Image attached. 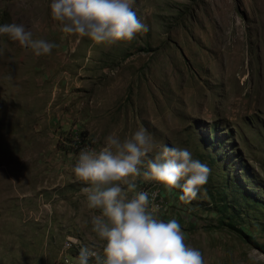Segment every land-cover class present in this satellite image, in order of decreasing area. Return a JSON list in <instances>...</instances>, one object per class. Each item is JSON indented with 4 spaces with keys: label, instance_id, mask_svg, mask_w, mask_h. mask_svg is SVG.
<instances>
[{
    "label": "rangeland",
    "instance_id": "rangeland-1",
    "mask_svg": "<svg viewBox=\"0 0 264 264\" xmlns=\"http://www.w3.org/2000/svg\"><path fill=\"white\" fill-rule=\"evenodd\" d=\"M51 3L0 0V25L57 45L0 35V264H55L69 237L103 248L72 168L141 127L211 169L190 203L137 178L153 214L205 264H264V0H135L148 30L112 45L63 32Z\"/></svg>",
    "mask_w": 264,
    "mask_h": 264
},
{
    "label": "clouds",
    "instance_id": "clouds-1",
    "mask_svg": "<svg viewBox=\"0 0 264 264\" xmlns=\"http://www.w3.org/2000/svg\"><path fill=\"white\" fill-rule=\"evenodd\" d=\"M134 3L135 0H52L50 10L63 32L87 37L97 45H112L131 42L148 30L133 10ZM0 35H7L22 48H30L37 57L50 55L57 47L44 39H33L23 24H2ZM145 161L146 169L142 171ZM72 172L90 185L82 189L87 207L100 212L91 223L92 231L104 242L102 264H205L201 252L186 244L178 221L158 219L150 210L149 193L136 191L135 181L142 177L169 190L181 188V199L186 203L196 199L211 169L194 159L188 149L158 144L141 127L123 140L110 134L98 151L81 150ZM90 257H97V253L81 249L77 262L89 264ZM97 264H101L98 257Z\"/></svg>",
    "mask_w": 264,
    "mask_h": 264
},
{
    "label": "built area",
    "instance_id": "built-area-1",
    "mask_svg": "<svg viewBox=\"0 0 264 264\" xmlns=\"http://www.w3.org/2000/svg\"><path fill=\"white\" fill-rule=\"evenodd\" d=\"M81 249H87L89 251H95L101 264L104 259L103 252L93 248H83L82 243L75 237H69V241L64 245L63 251L55 264H78L77 257L80 254ZM97 257H90L89 264H97Z\"/></svg>",
    "mask_w": 264,
    "mask_h": 264
},
{
    "label": "crops",
    "instance_id": "crops-1",
    "mask_svg": "<svg viewBox=\"0 0 264 264\" xmlns=\"http://www.w3.org/2000/svg\"><path fill=\"white\" fill-rule=\"evenodd\" d=\"M78 237H79V236H78ZM80 238H81L82 240H84V241H87L88 244H85V243H84L85 247H86V245H88L87 248H89V247H90V248H95L94 245H89L90 242H89L88 240H86V239L84 238V236H83V237L80 236ZM95 249H98V250H100L101 252H103V248L96 247Z\"/></svg>",
    "mask_w": 264,
    "mask_h": 264
},
{
    "label": "trees",
    "instance_id": "trees-1",
    "mask_svg": "<svg viewBox=\"0 0 264 264\" xmlns=\"http://www.w3.org/2000/svg\"><path fill=\"white\" fill-rule=\"evenodd\" d=\"M235 187H237L238 188V186L237 185H235V184H233ZM242 192H244V191H242ZM245 197V199H246V196H244ZM235 207V206H234ZM233 221V220H232ZM232 228H233V230H235V231H237V229H236V227H235V225H232ZM237 232H240V231H237Z\"/></svg>",
    "mask_w": 264,
    "mask_h": 264
},
{
    "label": "bare ground",
    "instance_id": "bare-ground-1",
    "mask_svg": "<svg viewBox=\"0 0 264 264\" xmlns=\"http://www.w3.org/2000/svg\"><path fill=\"white\" fill-rule=\"evenodd\" d=\"M67 240L69 241V238H67ZM67 240H66V242H67ZM66 242H65V243H66Z\"/></svg>",
    "mask_w": 264,
    "mask_h": 264
}]
</instances>
